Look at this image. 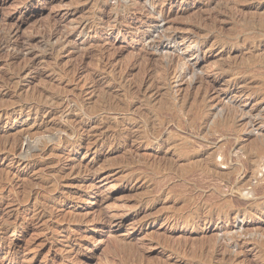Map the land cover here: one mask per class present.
<instances>
[{"label":"rangeland","instance_id":"obj_1","mask_svg":"<svg viewBox=\"0 0 264 264\" xmlns=\"http://www.w3.org/2000/svg\"><path fill=\"white\" fill-rule=\"evenodd\" d=\"M225 241L264 264V0H0V264Z\"/></svg>","mask_w":264,"mask_h":264},{"label":"bare ground","instance_id":"obj_2","mask_svg":"<svg viewBox=\"0 0 264 264\" xmlns=\"http://www.w3.org/2000/svg\"><path fill=\"white\" fill-rule=\"evenodd\" d=\"M134 1H135V0H134ZM148 9H149V8H148ZM52 29H53V28H52ZM52 33H53V32H52ZM6 44H7V43H6ZM5 47H6V46H5ZM18 47H19V46H18ZM35 47H36V46H35ZM19 48H20V47H19ZM163 71H164V70H163ZM157 77H158V76H157ZM103 104H104V103H103ZM120 105H121V104H120ZM103 107H104V106H103ZM103 109H104V108H103ZM127 113H128V112H127ZM88 114H89V113H88ZM145 125H146V124H145ZM145 125H144V126H145ZM146 127H147V126H146ZM64 129H65V128H64ZM146 131H148V130H146ZM64 132H65V131H64ZM64 132H63V133H64ZM147 133H148V132H147ZM156 133H157V132H156ZM160 133H161V132H159V134H160ZM49 135H50V134H49ZM151 135H153V134H151ZM37 136H38V135H37ZM45 136H46V135H45ZM50 136H51V135H50ZM34 137H35V136H34ZM42 137H43V136H42ZM44 138H45V137H44ZM38 139H39V137H38ZM38 139L36 138V141H38ZM47 139H49L48 136H47ZM50 139H51V138H50ZM29 142H30V141H29ZM32 143H33V142H32ZM29 146H33V144H32V145H29ZM31 148H32V147H31ZM31 148H30V149H31ZM27 153H28V152H27ZM27 153H26V154H27ZM21 155H22V154H21ZM22 156H23V155H22ZM22 156H21V157H22ZM28 156H29V155H28ZM167 167H168V166H167ZM170 172H171V171H170ZM201 183H202V182H201ZM259 192H260V191H259ZM229 203H231V202H229ZM234 204H235V203H234ZM130 230H131V229H130ZM228 231H229V230H228ZM226 232H227V231H226ZM224 234H225V233H224ZM227 234H230V232H228ZM227 234H226V235H227ZM226 235H225V236H226ZM228 236H229V238L227 237V238H228V241L231 240V239H233V237H234V236H232V235H228ZM237 237H238V236H237ZM237 237H236V238H237ZM154 239H155V238H154ZM226 240H227V239H226ZM124 241H125V240H124ZM204 241H205V240H204ZM204 241H203V243H204ZM216 242H217V241H216ZM113 243H114V242H113ZM124 243H125V244H124L125 246L123 245V247H125V248H127V249H130V248H131V247H130L131 245L129 246V244H127V242H124ZM162 243H163V242H162ZM205 243H206V242H205ZM214 243H215V242H214ZM115 244H116V243H115ZM117 244H120V243H117ZM132 244H133V243H132ZM194 244H195V243H194ZM201 244H202V243H201ZM121 245H122V243H121ZM133 245H134V244H133ZM208 245H209V246H212V245H210V244H208ZM222 245H225V246H226V250H223L222 253H219V254H218V252H220V249H219L220 246H218L217 244L214 245V246L212 247V249L209 251V257H210V258H215L216 254H218V255L221 256V258L218 260V262H217V261H214V259H213V261H212V260L206 261L205 264H237V263H238V262L235 263L234 261H233V262L228 261V260H230V259H227V255H230V254L227 253V251H228L227 248L229 247V245L227 244V241H225ZM116 246H117V245H116ZM135 246H136V245H135ZM198 246H199V245H198ZM235 246H236V245H235ZM121 247H122V246H121ZM135 248H136V247H135ZM192 248H193V246H192ZM195 248H197V247H195ZM121 249H122V248H121ZM186 249H187V248H186ZM197 249H198V248H197ZM207 249H208V248H207ZM116 250H117V249H116ZM124 250H125V249H124ZM136 250H137V248H136ZM139 250H140V249H139ZM175 250H176V249H175ZM178 250H179V249H178ZM184 250H185V249H184ZM193 250H194V249H193ZM193 250H192V251H193ZM118 251H119V250H118ZM131 251H132V250H131ZM188 251H189V250H188ZM190 251H191V250H190ZM196 251H197V250H196ZM230 251H231L232 254H234V253L236 254V253H237V251H232V250H230ZM113 252H114V251H113ZM122 252H123V251H122ZM186 252H187V251H186ZM118 253H119V252H118ZM125 253H126V250H125ZM132 253H133V252H132ZM182 253H183V252H182ZM190 253H191V252H190ZM192 253H193V252H192ZM196 253H197V252H196ZM238 253H239V252H238ZM120 254H121V253H120ZM123 254H124V253H123ZM126 254H128V253H126ZM134 254H135V253H134ZM139 254H140V252H139ZM197 254H198V253H197ZM232 254H231V255H232ZM121 255H122V254H121ZM121 255H120V256H121ZM128 255H130V254H128ZM128 255H127V256H128ZM141 255H142V254H141ZM180 255H181V254H180ZM117 256H119V255H117ZM130 256H131V255H130ZM189 256H190V255H189ZM191 256H193V254H192ZM131 257H132V258H135L136 256H135V257L131 256ZM140 257H141V256H140ZM142 257H143V256H142ZM122 258H123V255H122ZM132 258H130V259H132ZM189 258H190V257H189ZM192 258H194V257H192ZM120 259H121V258H120ZM135 259H136V258H135ZM126 260L128 261L127 258L125 259V262H126ZM121 261H122V260H121ZM121 261H120V262H121ZM136 261H137V260H136ZM202 261H203V260H202ZM202 261H201V262H202ZM129 262H130V261H128V263H129ZM138 263H139V262H138ZM144 263H145V262H144ZM148 263H149V262H148ZM150 263H151V262H150ZM239 263H240V262H239ZM239 263H238V264H239ZM135 264H136V263H135ZM139 264H140V263H139Z\"/></svg>","mask_w":264,"mask_h":264}]
</instances>
